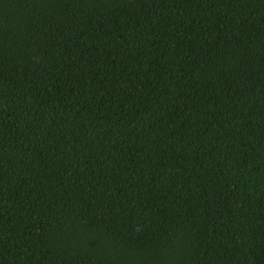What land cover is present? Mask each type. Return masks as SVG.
<instances>
[{"label": "trees", "instance_id": "trees-1", "mask_svg": "<svg viewBox=\"0 0 264 264\" xmlns=\"http://www.w3.org/2000/svg\"><path fill=\"white\" fill-rule=\"evenodd\" d=\"M0 264H264V0H0Z\"/></svg>", "mask_w": 264, "mask_h": 264}]
</instances>
